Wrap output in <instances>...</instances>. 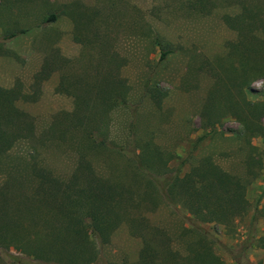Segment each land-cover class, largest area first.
<instances>
[{
  "label": "rangeland",
  "instance_id": "1",
  "mask_svg": "<svg viewBox=\"0 0 264 264\" xmlns=\"http://www.w3.org/2000/svg\"><path fill=\"white\" fill-rule=\"evenodd\" d=\"M198 2L202 6H195ZM262 2L243 0L250 8ZM72 5L89 15L83 33L102 37L104 52L72 40L70 15L62 14ZM240 11L238 0H0V88H10L17 80L25 95L15 103L20 139L14 144L0 141V152L33 155L65 181L69 194L75 189L73 170L78 162L102 178L127 183L132 153L139 151L129 144L154 145L165 177H172L189 155L178 175L187 173L199 181L212 175L220 182L235 176L246 183L248 210L243 217L228 226L198 224L212 237L213 253L222 264H264V249L243 248L254 208V237L264 232V116L258 131L246 130L234 117L243 102L264 101V78H249L242 88L237 84L238 56L228 57L225 45L237 37L239 27L233 23L234 31L228 29L222 17ZM48 13H55L57 19L42 24ZM8 28L24 32L3 41L2 31ZM160 47L173 52L160 60ZM105 53H115L117 60L124 61L118 76L128 87L126 105L108 112L109 139L123 153L88 148L84 132L73 127L74 115L79 124L84 116L74 112L70 96L57 90L64 72L93 82L94 69ZM102 58L106 60V55ZM150 89L160 92L162 99L153 102ZM206 107L216 115L211 126L201 114ZM172 154L176 158H170ZM146 185L137 181L133 190L145 191ZM154 191L158 206L146 213L148 224L183 248L190 237L180 236L181 227H189L187 213L173 209L157 188ZM140 205L144 212L149 207L144 201ZM92 211L104 220L109 235L97 264H134L139 243L128 235L107 199L93 205ZM0 264L38 263L0 247Z\"/></svg>",
  "mask_w": 264,
  "mask_h": 264
},
{
  "label": "trees",
  "instance_id": "2",
  "mask_svg": "<svg viewBox=\"0 0 264 264\" xmlns=\"http://www.w3.org/2000/svg\"><path fill=\"white\" fill-rule=\"evenodd\" d=\"M238 2L241 11L232 16L224 15L222 22L232 31L233 23L239 27L237 37L228 41L225 47L228 57L238 56L240 81L237 84L242 88L247 86L249 78L250 81L264 78V41L259 40L264 38V0L253 8L243 0ZM195 6L202 4L198 2ZM71 7L62 14L70 15L72 40L81 46L104 52L106 43L102 37L95 33L85 36L83 33L90 21L89 15L77 11L76 5ZM57 17L55 13H48L42 24L52 23ZM23 32L22 29H4L2 40H10ZM159 49L160 60L173 52L165 47ZM103 55H106V60ZM103 55L101 65H96L94 73L91 71L93 82L64 72L57 90L70 96L74 112L84 116L83 124H79L74 115L73 127H80L84 132L88 148H109L121 153L122 149L109 139L108 112L126 105L128 87L118 76L124 61L117 60L115 53ZM229 68L232 70V65ZM228 81H232L229 76ZM148 95L153 102L163 96L155 89H150ZM24 98L17 80L10 88H0V141L9 144L19 141L20 113L15 103ZM207 107L202 109L201 114L211 126L210 120L216 115ZM263 116L264 101L243 102L234 118L246 130L252 128L258 131L261 130ZM201 139L202 135L196 142ZM128 146L139 151L132 153V175L127 183L102 178L87 171L78 162L73 170L75 189L70 194L64 190L65 181L53 176L33 155L14 156L0 152V247L6 250L12 248L21 257L38 264H97L101 248L109 242V235L104 220L93 213L92 206L106 198L128 235L139 243L134 264H222L212 251V237L198 224L228 226L243 217L248 210L246 183L235 176L220 182L212 175L203 181L187 173L178 175L189 155L178 163L172 177H165L161 171L163 161L155 155L158 151L154 145ZM170 158L176 156L172 154ZM82 162L85 163V160ZM137 181L147 184L145 191L133 190ZM154 188L163 194L173 209H182L188 215L189 227L180 229V236L190 234L183 248L172 237L164 235L160 228L148 224L146 213H152L158 206ZM143 201L149 205L145 212L140 205ZM256 220L254 208L246 227L243 248L264 249V232L256 238L253 234Z\"/></svg>",
  "mask_w": 264,
  "mask_h": 264
}]
</instances>
